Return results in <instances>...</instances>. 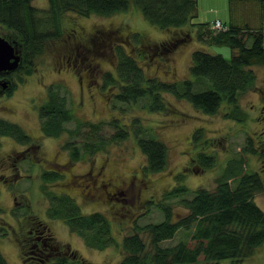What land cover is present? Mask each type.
Segmentation results:
<instances>
[{
	"label": "rangeland",
	"instance_id": "1",
	"mask_svg": "<svg viewBox=\"0 0 264 264\" xmlns=\"http://www.w3.org/2000/svg\"><path fill=\"white\" fill-rule=\"evenodd\" d=\"M199 1L202 5H213L210 0ZM217 1L219 6L222 0ZM31 3L40 9L49 7V0H32ZM212 15L206 8L197 10L192 22L198 27L191 30V37L180 41L169 51H163L153 45L173 37L176 28L162 29L150 23L135 6L111 15L63 11L59 17L58 35L49 38L44 49L34 57L32 72L12 70L9 75L17 84L10 93L0 88V117L19 123L39 145L19 154L14 162L11 159L13 152L22 151L28 145L11 136L0 135V206L3 208L0 233L4 227L8 229L7 235L0 234V249L9 264H49L59 255L67 256L73 264H116L125 253L123 237L134 231L135 224L143 226L164 218L156 206L157 202L167 199L175 218L188 211L177 198H165L166 192L175 185L184 184L189 188L184 194L188 198L193 196V190L198 186L214 189L216 180L230 166L232 158L241 155L240 150L248 144L250 137L262 153L245 151L242 156L246 160L241 167L259 171L264 179V91L261 92L264 65L252 66L257 84L253 89L238 94L236 102L243 114L236 118L225 116L224 112L233 107L226 101H223L220 111L207 114L190 101L169 92H163L168 109L144 106L149 103L148 96L132 103L115 100L114 93L120 83H106L108 73L116 79L119 77L116 62L120 45L137 59L147 76L179 84L184 79H194L189 71L194 49L221 53L230 58L234 51L229 44L210 41V27L215 30L213 27L218 21L226 24L220 18H205ZM205 22L201 32L199 25ZM188 30L185 28L178 34ZM5 31L6 27L0 24V34ZM244 42L246 45L252 43L249 34L245 35ZM19 74L24 78L21 81L18 80ZM50 86L65 95L67 107L71 106L77 117L104 123L105 133L113 131L106 123L116 119L129 127V136L93 152H84V138L78 136L81 157L63 165L69 160V152L62 148V142L71 138L66 131L61 136H48L40 127L38 109ZM205 87L204 81L193 84L194 90ZM137 116L168 145V163L162 171L151 172L144 168L146 156L138 147L135 125L128 124ZM75 125L74 120L65 122L68 129ZM200 127H203V137L194 141L193 133ZM201 151L215 156V164L200 167L198 157ZM52 168H59V171L65 168L63 176L58 180L44 181L43 170ZM227 179L232 182L231 172ZM55 193H68L82 213L102 212L110 222V233L115 243L105 248L87 245L84 235L70 229L64 219L53 217L50 208L51 197ZM254 200L264 210V191L255 193ZM32 233L50 236L51 259L45 256L42 247L38 253L35 247H31ZM142 236L149 241L145 231ZM20 239L26 250L20 246ZM180 239H186L183 229L161 243L171 244ZM195 243L193 240L189 245ZM55 245L61 249H55ZM62 249H67V252ZM203 258L200 256V260ZM233 261L223 258L212 262L235 264ZM240 264H264V242Z\"/></svg>",
	"mask_w": 264,
	"mask_h": 264
},
{
	"label": "trees",
	"instance_id": "2",
	"mask_svg": "<svg viewBox=\"0 0 264 264\" xmlns=\"http://www.w3.org/2000/svg\"><path fill=\"white\" fill-rule=\"evenodd\" d=\"M31 2L32 0H0V24L6 27L2 35L14 42L22 54V61L15 71L23 70L26 73L32 72L33 59L44 49L47 40L58 35L59 17L63 11L72 10L83 15H111L135 6L150 23L162 29L181 30L188 24L194 25L192 17L197 14L196 0H49V7L45 9H40ZM205 25L206 23L199 25L200 30ZM210 29V41L229 44L234 51L232 56L226 58L221 53L194 49L189 67L194 79H184L180 84L177 81L147 76L137 59L120 45L116 62L119 77L116 79L108 73L109 80H106V83H120L118 91L114 93L115 100L132 103L140 97L148 96L149 103L144 106L150 109H168L163 92H169L177 98L190 101L207 114L220 111L223 101H226L233 104V107L224 112L225 116L236 118L242 112L236 102L238 94L253 89L257 84L256 72L252 66L264 65V25L255 29L227 25L226 30L218 32L211 27ZM175 32L173 37L156 43L153 47L169 51L189 37L186 33L190 34L189 30L180 34L179 31ZM246 34L252 38L250 45L244 42ZM200 38L202 39L201 36ZM11 72L3 74L4 78L11 80L8 93L17 84L9 75ZM23 79V75L19 74L18 80ZM195 81H204L206 87L194 90ZM263 91L264 87L261 92ZM38 111L41 118L40 127L44 134L57 137L64 135L66 131L71 138L62 142V148L69 152V160L62 163L65 166L81 157V146L77 144L76 139L78 136L84 138V152H93L130 134L129 127L116 119L106 123L113 131L105 133L104 123L77 117L71 106L67 107L65 95L51 86L47 88L45 101ZM71 120H74L76 125L68 129L65 122ZM128 124L135 125L138 147L146 156L144 168L151 172L165 169L168 163V145L156 137L152 128L145 125L141 117L133 118L132 123ZM85 128L86 131H83ZM198 129L193 133L194 141H200L203 137V127ZM0 135L11 136L28 145L22 151L13 152L15 154L11 159L14 162L19 154L39 145L19 123L3 117H0ZM240 151L241 155L232 158L230 166H227L222 176L216 180L214 189L198 186L193 190V196L188 198L184 194L189 188L184 184L175 185L166 192L165 198H177L188 211L175 218L173 207L167 199L157 202L156 206L163 212L164 218L143 226L135 224L134 231L123 237L122 249L125 253L116 264H213L212 261L223 258L233 259L235 264H240L241 260L252 254L254 248L264 242V210L254 200L255 193L264 191V179L259 171H250L241 167V163L246 160L242 156L245 151L260 154L262 152L254 146L252 137ZM198 158L202 168L215 164V156L207 152H199ZM58 169L43 170V180L60 179L65 168L62 172ZM230 172L232 182L227 179ZM51 204L50 214L64 219L70 229L84 235L87 245L105 248L115 243L110 233V222L102 212L82 213L77 202L68 193L53 194ZM2 211L0 206V213ZM180 229L185 231L186 239L171 244L161 243L174 237ZM143 231L149 235V241L142 236ZM0 234L7 235L8 229L4 227ZM193 240H196V243L190 246L189 242ZM20 246L26 250V245L21 239ZM200 256L204 258L200 260ZM0 264H9L1 249ZM49 264L73 263L68 261L67 256L59 255Z\"/></svg>",
	"mask_w": 264,
	"mask_h": 264
},
{
	"label": "crops",
	"instance_id": "3",
	"mask_svg": "<svg viewBox=\"0 0 264 264\" xmlns=\"http://www.w3.org/2000/svg\"><path fill=\"white\" fill-rule=\"evenodd\" d=\"M210 1H213V5H208V3L207 5H202L199 0H196L198 12L201 8H206L210 13L214 14L212 17L205 18H210V20L211 18H220L227 25L240 26L246 29H255L264 25V2L261 0H259V3L255 2V0H222L219 6L216 5L217 0ZM196 27L198 25L194 23V25L188 24L183 29L189 28V36L191 37V30ZM182 30L175 29V31L179 32Z\"/></svg>",
	"mask_w": 264,
	"mask_h": 264
},
{
	"label": "water",
	"instance_id": "4",
	"mask_svg": "<svg viewBox=\"0 0 264 264\" xmlns=\"http://www.w3.org/2000/svg\"><path fill=\"white\" fill-rule=\"evenodd\" d=\"M21 61L22 54L15 43L0 34V72H8L16 69ZM0 85L6 88L9 82L6 79H0Z\"/></svg>",
	"mask_w": 264,
	"mask_h": 264
},
{
	"label": "flooded vegetation",
	"instance_id": "5",
	"mask_svg": "<svg viewBox=\"0 0 264 264\" xmlns=\"http://www.w3.org/2000/svg\"><path fill=\"white\" fill-rule=\"evenodd\" d=\"M4 72L5 71H1L0 72V79H6V78H4V76H3V74H4ZM7 80V79H6ZM8 82H9V80H8ZM10 85H11V83L9 82V85H8V87L7 88H4V89H9L10 88ZM0 88H3L1 85H0ZM105 185V184H104ZM103 185V186H104ZM38 230V229H37ZM32 231V230H31ZM35 236V237H34ZM32 242H31V247H35V249H36V252L38 253V250H40V248L42 247V250L44 249V252H46L45 254V256L48 258V259H50V254L51 253H53V252H51L50 250H52L51 248H50V246H51V241H50V236L48 235V237H43L42 235H40V234H38V233H32ZM49 240V241H48ZM42 244H43V246H42ZM35 245H37L38 246V248H36V246ZM52 248H54V247H52ZM61 249L59 246H57V245H55V249ZM46 249V250H45ZM41 250V251H42ZM49 250V251H48ZM62 250H64V249H62ZM65 252H67V249H65L64 250ZM44 256V255H43Z\"/></svg>",
	"mask_w": 264,
	"mask_h": 264
},
{
	"label": "built area",
	"instance_id": "6",
	"mask_svg": "<svg viewBox=\"0 0 264 264\" xmlns=\"http://www.w3.org/2000/svg\"><path fill=\"white\" fill-rule=\"evenodd\" d=\"M225 27H227L226 24H222V23H220V21H218V22L215 23V27H213V28H215V30L218 31L220 29H225Z\"/></svg>",
	"mask_w": 264,
	"mask_h": 264
}]
</instances>
